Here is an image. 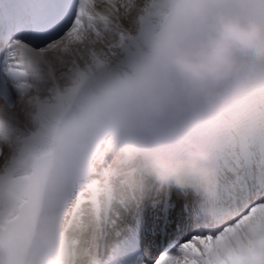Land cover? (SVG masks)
I'll list each match as a JSON object with an SVG mask.
<instances>
[{"label":"snow or ice","instance_id":"6c2138e0","mask_svg":"<svg viewBox=\"0 0 264 264\" xmlns=\"http://www.w3.org/2000/svg\"><path fill=\"white\" fill-rule=\"evenodd\" d=\"M220 11L264 24V0H0V256L39 249L61 264L80 249L83 264H264V58L244 61L207 129L176 111L179 80L163 67ZM178 137L211 153L213 198L118 195V145L142 138L145 157H179ZM173 193L191 200L177 221ZM161 195L162 226L149 227L146 206ZM132 212L138 222L122 225Z\"/></svg>","mask_w":264,"mask_h":264},{"label":"clouds","instance_id":"9594fccd","mask_svg":"<svg viewBox=\"0 0 264 264\" xmlns=\"http://www.w3.org/2000/svg\"><path fill=\"white\" fill-rule=\"evenodd\" d=\"M206 31L190 47H173L163 67L171 69L179 80L183 102L176 104L179 113L192 112L194 124L202 129L212 128L222 109L223 89L243 67L244 61L264 58V24L236 13L217 12L206 21ZM148 131L153 122L141 121ZM182 155L171 157L162 152H149L148 143L133 138L127 145L117 146L118 195H124L130 204L165 188L191 192L198 199L213 198L220 181L209 166L210 152L190 139L178 137ZM135 194L136 200L131 197ZM0 264H54L41 259L39 249L30 255L0 256ZM61 264H83L80 249H71Z\"/></svg>","mask_w":264,"mask_h":264},{"label":"bare ground","instance_id":"6f19581e","mask_svg":"<svg viewBox=\"0 0 264 264\" xmlns=\"http://www.w3.org/2000/svg\"><path fill=\"white\" fill-rule=\"evenodd\" d=\"M138 2H142V0H138ZM162 200H163V196L161 195L159 197V204L157 206L156 209H152L151 207H147L146 206V210H145V221H146V224L149 225V227H152V226H157V227H161L162 226V220H163V213L160 214V212L158 211L160 209V205L162 203ZM178 202H170L171 204L174 205L173 208H171L169 210V217L172 221H177L179 219H181L182 217V210H181V202H179V199H177ZM171 201V200H170ZM185 203L186 204H189L190 202L187 200H185ZM154 215L156 218H154ZM156 219V220H155ZM136 218L134 219V222H135ZM145 241L144 243H149L152 241L153 239V235L152 233H146L145 234Z\"/></svg>","mask_w":264,"mask_h":264}]
</instances>
